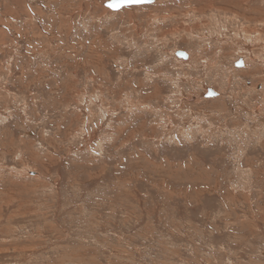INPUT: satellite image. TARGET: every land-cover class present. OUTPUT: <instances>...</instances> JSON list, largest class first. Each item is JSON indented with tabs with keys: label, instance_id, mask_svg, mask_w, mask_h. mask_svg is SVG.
Segmentation results:
<instances>
[{
	"label": "rangeland",
	"instance_id": "1",
	"mask_svg": "<svg viewBox=\"0 0 264 264\" xmlns=\"http://www.w3.org/2000/svg\"><path fill=\"white\" fill-rule=\"evenodd\" d=\"M107 1L0 0V264H264V0Z\"/></svg>",
	"mask_w": 264,
	"mask_h": 264
},
{
	"label": "water",
	"instance_id": "2",
	"mask_svg": "<svg viewBox=\"0 0 264 264\" xmlns=\"http://www.w3.org/2000/svg\"><path fill=\"white\" fill-rule=\"evenodd\" d=\"M153 0H136V2H132V3H128L127 0H124L123 3L120 2V0H108L106 3H105V7L108 8L109 10L111 11H118L122 8H125V7H134V6H141V5H146V4H150L152 3ZM109 3H117L119 6L115 9L113 8H109L107 5ZM176 56L179 57V58H182V59H186V54L185 53H182V52H177L176 53ZM240 64H236V66H239ZM216 94L210 90V89H207V94L205 95V97L209 98V97H214Z\"/></svg>",
	"mask_w": 264,
	"mask_h": 264
},
{
	"label": "snow or ice",
	"instance_id": "3",
	"mask_svg": "<svg viewBox=\"0 0 264 264\" xmlns=\"http://www.w3.org/2000/svg\"><path fill=\"white\" fill-rule=\"evenodd\" d=\"M120 2L123 3L124 0H120ZM127 2H128V3H132V2H136V0H127ZM107 6H108L109 8H113V9H115V8H117L119 5H118L117 3H109Z\"/></svg>",
	"mask_w": 264,
	"mask_h": 264
},
{
	"label": "bare ground",
	"instance_id": "4",
	"mask_svg": "<svg viewBox=\"0 0 264 264\" xmlns=\"http://www.w3.org/2000/svg\"><path fill=\"white\" fill-rule=\"evenodd\" d=\"M209 26H210V25H209ZM208 28H209V27H208ZM245 40H246V41H250V40H249V37H248V38H246Z\"/></svg>",
	"mask_w": 264,
	"mask_h": 264
}]
</instances>
